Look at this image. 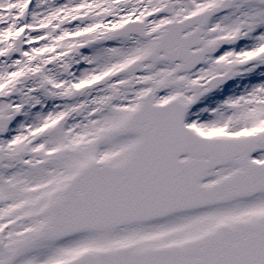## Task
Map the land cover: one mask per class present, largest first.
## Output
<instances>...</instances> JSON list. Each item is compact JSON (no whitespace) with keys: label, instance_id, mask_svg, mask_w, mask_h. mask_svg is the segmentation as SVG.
<instances>
[{"label":"snow or ice","instance_id":"snow-or-ice-1","mask_svg":"<svg viewBox=\"0 0 264 264\" xmlns=\"http://www.w3.org/2000/svg\"><path fill=\"white\" fill-rule=\"evenodd\" d=\"M0 264H264V0H0Z\"/></svg>","mask_w":264,"mask_h":264}]
</instances>
